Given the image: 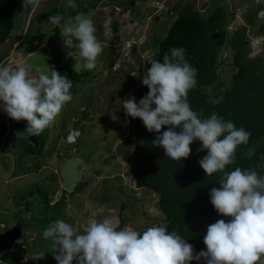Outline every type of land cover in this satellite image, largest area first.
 Wrapping results in <instances>:
<instances>
[{
    "label": "clouds",
    "instance_id": "obj_1",
    "mask_svg": "<svg viewBox=\"0 0 264 264\" xmlns=\"http://www.w3.org/2000/svg\"><path fill=\"white\" fill-rule=\"evenodd\" d=\"M155 1L164 5V8L158 9L154 4L151 12L156 15L163 10L172 14L173 4L182 7L185 2L168 0L166 7L165 0ZM205 1L208 6V0L203 3ZM254 1L258 3L263 0ZM141 2L139 0L136 7L139 8ZM203 3L201 12L207 7H203ZM39 5L40 0H23L22 3L24 10L30 8L33 12ZM247 5L236 4L235 7H230L233 16L227 25L229 30L234 31L241 25H246L243 14ZM67 6L75 8L76 4L74 0H68ZM112 7L120 12L119 7ZM175 13L176 11L173 12ZM130 15L129 12L128 18L122 16L128 20ZM62 20V33L76 41L73 43L74 51L69 52V56L78 57L82 69H94L97 58L103 51L94 20L84 13L67 19L55 14L48 17L47 23L55 28L61 25ZM111 23L110 17L103 21L102 35L105 38L112 35ZM246 26V35L252 48H262L264 34L261 30L264 24L259 26L260 34H254ZM129 38H134L136 42L132 43L130 55L121 58L116 54L117 44ZM258 38H261L260 43H256ZM137 39L136 34H133L120 38L117 43L119 38H116V44L108 45L114 51V60L108 61L105 74L123 72L122 75L125 73L128 77L134 76V69L139 67L132 65L131 54L141 49L140 40ZM252 43L256 45L253 46ZM225 47L227 46L223 45L218 51L219 61L225 59V54L221 53L222 49L226 50ZM185 52L183 47H172L163 56V62L147 58L144 62L151 67L143 76L141 84L147 86L149 91L139 103L134 97L121 101L122 108L126 116L141 119L147 131L158 133L152 146L162 147L166 156L174 161L189 157L193 141L202 142L201 147L207 150V155L199 160L201 168L207 176L222 173L218 181L219 187L210 190L211 204L219 214L231 219L228 222L221 219L208 225L203 240L206 251L201 250L195 255L194 248L187 239L175 230L168 231L166 222L152 225L142 232L131 227L117 230L118 225L110 217L104 216L103 219L89 218L82 232L78 233L72 224L56 220L43 231L45 239L52 238L54 241L56 264H191L193 260H203L204 264H264V175L251 168L225 170L227 165L234 163L237 147L247 144L251 133L243 127L237 128L231 120L226 121L215 112L210 117H205L203 111L192 110L187 97L189 90L197 84L198 71L187 62ZM48 68L47 73L34 76L30 75L23 64L11 67L4 63L3 58L0 59V101L3 102L0 108L11 119L28 122L23 132L16 133L17 137L25 133L27 139L29 136H39L73 99L72 80L61 76L49 65ZM222 100L223 97H209L208 102L215 105ZM162 126H168L167 130L161 132ZM70 130H76L80 135L79 130L72 128L68 132ZM68 132L65 140L72 144L78 136L75 141L69 142ZM255 167L264 165L258 163ZM104 211L103 206L97 208V214L102 215Z\"/></svg>",
    "mask_w": 264,
    "mask_h": 264
},
{
    "label": "rangeland",
    "instance_id": "obj_2",
    "mask_svg": "<svg viewBox=\"0 0 264 264\" xmlns=\"http://www.w3.org/2000/svg\"><path fill=\"white\" fill-rule=\"evenodd\" d=\"M113 1L74 0L76 7L71 8L67 6L68 0H40L39 7L33 12L30 8L23 9L22 0L19 6V12L22 13L19 16V30L12 31L5 43L0 44V59L3 58L4 63L11 67L23 64L29 70L30 75L38 76L41 73H47L48 65L55 71L61 66L68 65L87 74L84 82L73 85L71 89L73 99L62 108L60 114L49 126V137L43 146L44 153H37L39 150L33 149L35 150L33 155L23 156V150L28 147V143L17 140L14 145H11L14 139H6L7 120H10V117L0 108V232L6 229L4 225H15L16 219H22L25 225L28 223L30 211H19L23 208L19 203L24 201L20 202V196L31 189L35 190L36 197L47 191L51 204L57 199H62L65 206L59 213L62 214L65 211L63 221L72 224L78 233L82 232L89 218L103 219L107 216L113 220V223H116L117 213L122 204L125 206L123 227H131L142 232L152 225L165 222L164 215L158 206V194L145 188L135 187L131 158L123 156V153H131L134 148L130 141L132 122L130 117L126 116L121 101L135 98V87L142 83L147 66H149L144 61L147 58L154 59L158 52V46L155 47L151 40L153 38L154 43H159L164 39L173 22L175 16L173 12L176 11L175 14H177L181 5L170 3L169 7L171 5L173 7L172 14L169 15L167 10H163L154 16L156 14L151 11L154 10L155 0H142L139 8L133 11L131 9L130 18L126 20L122 16L121 11L123 10L120 12L118 9L114 10ZM167 1L164 2L166 7L168 6ZM192 1L200 7L204 0ZM226 1L234 4L240 3L243 6L255 3L254 0ZM122 2L124 3V0ZM81 7L86 11L83 8L80 9ZM110 7H112L113 14L109 13L111 12ZM135 7L136 2L133 3V8ZM68 8L72 9L73 15L69 13ZM78 13H84L94 20L98 38L103 45V51L97 58L96 67L92 70L82 69L79 58L69 56L68 53L74 51L73 43L75 44L76 41L62 33L64 20L61 21L60 26L55 27L58 34L49 38V34L52 33L50 29L53 27L47 23L49 16L59 14L67 19ZM263 13L256 20L253 30H258L262 22L264 24ZM37 17L41 18L40 22H36ZM106 17H110L112 21L110 25L112 35L108 38L102 35V24ZM113 22L117 26L115 30L112 28ZM22 24L23 27L20 29ZM27 28L31 33L41 29V34L45 35L44 40L35 42L37 43L35 50L29 53L16 46ZM261 33L264 34V28ZM133 34H136L140 40L139 47L145 46L151 50L148 51L143 47L131 54L132 65L139 67L134 69L136 71L134 76L128 77L125 73L122 75L123 72L105 74L104 70L107 68L108 61L114 54L113 49L108 45L113 46L120 41V38L130 37ZM230 36L231 33L227 32V41ZM116 38L119 40L115 43ZM252 45L256 44L252 43ZM225 48L226 50H221V53L225 54V59L218 71V82L221 88L229 86L233 72L228 47ZM252 49L255 50L252 54L260 51L258 47ZM61 69L59 74L65 76V69L63 67ZM0 104L3 102L0 101ZM72 128L79 130L80 135L74 143L68 144L65 135ZM24 136L27 137V135ZM28 141L30 144L34 143L33 140ZM69 156H80L84 161L79 166L80 176L74 191L64 193L58 171L63 161ZM99 206L105 209L102 215L97 214ZM29 232L31 231L28 230L27 233ZM37 234L34 231L30 242ZM24 237L22 236V239H25ZM30 242L28 244L26 241L27 249L22 255V250H17L16 244L12 250H8L9 252L4 251L0 256V264H9L13 256L18 258L20 255L16 264H56L53 240L49 241L42 237L37 245L40 247H37L39 251L36 253H32L35 250ZM198 264L201 262L199 261Z\"/></svg>",
    "mask_w": 264,
    "mask_h": 264
},
{
    "label": "trees",
    "instance_id": "obj_3",
    "mask_svg": "<svg viewBox=\"0 0 264 264\" xmlns=\"http://www.w3.org/2000/svg\"><path fill=\"white\" fill-rule=\"evenodd\" d=\"M122 1H113L114 6L122 7L120 8V10H123L121 12L129 11L131 13V9L133 11V9L138 8H133L134 0H124V3ZM21 2L22 0H0V44L5 43L12 31L19 30V16L22 14L19 12ZM135 2L139 1L135 0ZM202 3L203 1L200 7H197L192 0H185L179 12L174 14L173 22L168 28L164 39L159 43H154L152 38L151 43L155 47L158 46V52L155 54L154 59L163 62V56L169 53V49L172 47H183L186 50L185 58L187 62L198 71L197 84L189 90L187 97L192 110L203 111L205 117H210L215 112L218 116L224 117L226 121L231 120L237 128L243 127L251 133L248 143L237 147L234 163L227 165L225 170L233 171L236 167L241 169L251 168L264 175V167H255L258 163L264 165V47L260 48L257 53L252 54V51L255 50L252 49L249 37L246 35V25L254 34H260L258 30H253V26L264 9V0L258 3L246 4L247 7L243 14L246 25H241L234 31L229 30L227 25L233 16L230 7H235L236 4L229 3L226 0H208V6L204 12H201ZM83 9L86 11L85 8ZM71 10V8H68L69 13L73 15L74 12ZM109 10V13L113 14L111 7ZM40 21L41 18L37 17L36 22ZM22 27L23 24L20 29ZM112 28L113 30L117 28L116 23L113 22ZM50 31L52 33L49 34V38H53L55 34H58V30L54 27H51ZM214 31L219 33L218 38L215 40L211 37V33ZM227 32L231 33L228 41L226 40ZM44 36L41 34V29L31 33L27 28L16 46L28 53L33 52L37 46L35 42L44 40ZM223 45L228 47L227 50L233 67L230 84L225 88H221V84L218 82V71L223 61V59L219 61L218 51ZM143 47L145 46H142L141 49ZM62 67L66 71L65 76L72 80L73 85L85 81L86 72L77 71L68 65ZM150 67L151 65L147 67V70ZM61 68L56 69V71L60 73ZM148 91L147 86L143 84L137 87L135 89V101L139 103V100ZM209 97H223V100L221 103L214 105L208 102ZM130 119L132 122L130 141L138 152L137 165L139 172L134 173L131 166L135 186L144 187L148 191L158 194V206L164 215L168 231L175 230L187 239V242L194 248V255L201 250L206 251L203 240L207 232V226L221 219L225 222L231 219V217L219 214L211 204L210 190L213 187H219L218 181L222 173L217 172L207 176L201 168L199 160L207 155V150L202 149V142L199 140H195L190 144L191 153L189 157L174 161L166 156L162 147L152 146V141L158 133L147 131L141 119H133L132 117ZM27 126L28 122L26 120L16 121L10 118V120H7L8 132L6 139H14L11 145H14L17 140L28 143V147L23 150V156L33 155L35 153L33 149L39 150L37 153H44L43 146L47 143L49 137V127L45 128L39 136H35L34 143L30 144L29 139L24 136L27 133L16 136V133L23 132ZM167 127L162 126L161 132L166 131ZM123 156L130 159L132 153L125 152ZM63 192L65 193L66 190L63 189ZM48 195L49 193L44 191L36 197L35 190L31 189L20 196V202L21 200L24 201L19 203L23 207L19 211H30L28 223L25 225V221L23 223L22 219L15 220L14 224L19 225L21 228V236L9 250H12L16 244L17 250H22V255L27 249L26 244H29L30 237L35 231L38 234L32 239L30 245L32 244V248L34 247L35 250L32 253L38 252L37 247L39 246L37 245L41 238H44L43 231L45 227L56 220L64 219L65 211L62 214L59 212L65 206V202L58 199L51 204ZM3 227L7 229L10 226L4 225ZM26 230L31 232L26 233ZM22 236H25V239H22ZM20 239L22 240L20 241ZM47 240L53 239L48 238ZM21 255L18 258L13 256L9 264H16ZM37 262L40 263V261ZM191 264H198V262L193 260ZM201 264H204L203 260H201Z\"/></svg>",
    "mask_w": 264,
    "mask_h": 264
},
{
    "label": "water",
    "instance_id": "obj_4",
    "mask_svg": "<svg viewBox=\"0 0 264 264\" xmlns=\"http://www.w3.org/2000/svg\"><path fill=\"white\" fill-rule=\"evenodd\" d=\"M207 6V1L203 3V7ZM219 33L217 31H214L211 33V37L213 40L218 38ZM30 140H34V136H29L28 137ZM137 157H138V152L133 151L132 156H131V165H132V170L134 173H138V168H137ZM84 159L80 156H71L66 158L59 171L58 175L61 179V186L63 189H65L67 192H71L74 190L76 183L79 179L80 176V164ZM123 210H124V205L119 208L118 213H117V224L118 228L117 230H120L123 228L125 220L123 217ZM21 236V228L19 225H13L10 228L0 232V254L2 251L9 250L15 241L19 239Z\"/></svg>",
    "mask_w": 264,
    "mask_h": 264
},
{
    "label": "built area",
    "instance_id": "obj_5",
    "mask_svg": "<svg viewBox=\"0 0 264 264\" xmlns=\"http://www.w3.org/2000/svg\"><path fill=\"white\" fill-rule=\"evenodd\" d=\"M154 4L158 7V9L164 8L162 2L155 1ZM125 18L129 17V11H126L122 14ZM261 38L256 39V43H260ZM136 42L134 38H129L126 41H122L121 43L117 44L116 54H118L121 58L128 57L131 53L132 43ZM127 52V54H125ZM79 132L76 130H70L67 134V140L69 142L75 141L76 137L78 136Z\"/></svg>",
    "mask_w": 264,
    "mask_h": 264
},
{
    "label": "crops",
    "instance_id": "obj_6",
    "mask_svg": "<svg viewBox=\"0 0 264 264\" xmlns=\"http://www.w3.org/2000/svg\"><path fill=\"white\" fill-rule=\"evenodd\" d=\"M170 15V14H169Z\"/></svg>",
    "mask_w": 264,
    "mask_h": 264
}]
</instances>
